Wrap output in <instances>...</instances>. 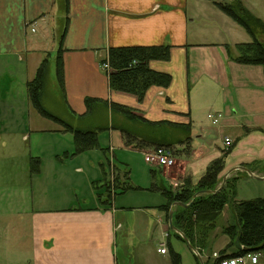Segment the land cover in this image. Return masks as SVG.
I'll return each mask as SVG.
<instances>
[{
    "label": "crops",
    "instance_id": "1",
    "mask_svg": "<svg viewBox=\"0 0 264 264\" xmlns=\"http://www.w3.org/2000/svg\"><path fill=\"white\" fill-rule=\"evenodd\" d=\"M212 3L223 13L221 3ZM60 23V35L66 26L62 40L64 94L60 97L66 115L48 110L74 127L100 128L98 146L102 147V137L107 140L102 156L92 158L89 149L74 154L73 135L39 115L28 96L27 83L46 56L47 37L55 36ZM210 24L191 14L189 0H67V11L63 0H0V249L4 251L0 264H152L154 254L148 241L156 233L162 236L156 253L162 244L174 250L171 235L184 241L170 229V211L166 214L160 209L165 201L126 207L112 201L114 193L106 204L105 195L71 200L60 190L68 177L63 170L67 165L73 166L88 188L100 169L104 175L107 155L108 163L112 161L111 175L115 173L122 184L130 178L126 157L114 164L117 151L137 152L152 164L145 156L155 146L139 137L127 141L122 129L133 131L136 124L120 114L112 115L111 103L124 105L157 124L145 130L148 134L133 131L151 142L171 144L178 130L187 132L182 139L189 138L188 142L175 150L186 169L172 177L170 172H161L157 187L161 194L165 183L175 189L185 177L196 182L222 151H228L229 157L224 158L221 178L229 169L244 166L264 181V134L259 131L264 126V68L237 62V45L242 41L218 39L217 31L229 30L211 29ZM155 45L170 47L167 60L148 63L150 69L170 75L166 87L150 86L141 100L110 88L101 64L109 48ZM51 67L50 61L49 76ZM86 98L104 101L107 107L98 104L87 113ZM210 110L221 114L213 139L202 121ZM223 128L235 129L236 141L223 135ZM226 137L231 140L228 150ZM21 143L26 152L20 156L15 148ZM244 143L246 149L238 148ZM32 158L38 159L34 168L30 167ZM230 177L236 179L234 204L264 198V191L251 199L238 198V182L257 178L240 169ZM98 185L95 187L100 188ZM78 186L71 185L76 193ZM232 205L223 208L215 227L204 236L193 234L189 251L206 258L202 264H214L213 253L226 256L238 250L223 232L236 221ZM169 208L173 211L174 204ZM220 239L222 245L216 248ZM160 254L165 257L167 250ZM258 264H264V252H259Z\"/></svg>",
    "mask_w": 264,
    "mask_h": 264
},
{
    "label": "trees",
    "instance_id": "2",
    "mask_svg": "<svg viewBox=\"0 0 264 264\" xmlns=\"http://www.w3.org/2000/svg\"><path fill=\"white\" fill-rule=\"evenodd\" d=\"M63 6L67 11V0H63ZM220 9L235 23L242 26L247 33L251 35V41L240 43L237 45L239 55L237 62L248 65H260L264 68V41L257 38L254 33L253 26H262L264 22L260 21L251 14L240 1H236L234 5L225 3L220 5ZM253 23V24H252ZM66 32L60 35L59 44L55 55V78L61 96L64 94V72H63V48L62 40ZM169 46H119L108 49L106 58L101 61L102 65L107 64L108 69L104 68L108 75L109 86L111 89L119 92H124L136 96L141 100L148 88L152 85L166 87L171 80L167 73L157 72L149 68L148 63L152 60H167L169 58ZM50 70L49 54L47 53L44 59L40 62L34 78L27 83V92L31 104L44 118L62 126L63 131L73 135L75 143V153L79 154L88 149H92L97 145V135L99 129H81L74 127L71 123L63 118L50 112L44 105V98L47 94L48 77ZM103 104L107 107L106 102H102L95 98H86L85 106L87 113H92L97 105ZM109 110L112 115L120 114L126 120L133 124L143 125L147 128H155L158 125L148 122L147 120L135 115L132 110L124 105L111 103ZM127 141L138 137L153 146L170 147L171 144L160 143L157 140L149 141L146 138H141L137 133L129 129H122ZM135 132V131H134ZM189 138L183 140L187 143ZM158 146V147H159ZM221 157L213 160L206 168L204 174L193 182L190 178L185 180V184L179 189L172 191L163 189V193L167 197V203L160 207L166 214L170 211V205L174 202L187 204L191 201L192 196L199 191L215 190L219 183V174L224 169V158L228 151H222ZM38 160L31 159V163L37 164ZM34 168V167H33ZM105 182L102 184L106 189L104 202L110 203V190L107 181V172H104ZM116 181L117 191L122 192V183L116 175L113 177ZM236 179L233 177L227 178L222 189L215 193H200L194 202L188 207L176 205L173 210L172 224L180 232H182L193 244V234L204 236L208 231L212 230L217 222V219L227 204H233L232 210L235 216V222L227 225L223 232L231 239V246L234 245L235 239L239 238V243L242 246L234 254L251 252H264V198H256L252 200H243L234 204L236 193ZM172 232V231H171ZM178 238H183L174 232ZM204 242V241H203ZM229 256V255H226ZM172 260L174 264H180L179 256L173 253Z\"/></svg>",
    "mask_w": 264,
    "mask_h": 264
},
{
    "label": "rangeland",
    "instance_id": "3",
    "mask_svg": "<svg viewBox=\"0 0 264 264\" xmlns=\"http://www.w3.org/2000/svg\"><path fill=\"white\" fill-rule=\"evenodd\" d=\"M212 1H216V0H189V11L191 12V14H195L197 15L203 22H209L210 21V27L211 29H228L229 31L220 34L217 31L218 35V39H230V40H234V39H239V42H250L251 41V35L249 33H247V31L240 26L239 24L235 23L230 17H228L225 13H222L221 11H219L216 6L212 3ZM218 3L222 4L225 3L227 5H234L236 3L237 0H233V1H228V0H217ZM242 5L251 13L253 14L256 18H258L260 21L264 22V0H240ZM253 24V23H252ZM62 26L63 24L60 23V25L57 27H55V36L53 37L52 35L48 36L47 38V42L45 44L46 47V51L49 54V60L52 62V71L50 76L48 77V86H47V94L44 98V105L47 109H49L52 112L55 113H63L64 114V108L63 105L61 103L60 97V91L58 90V87L56 85V81H55V67H54V59H55V55H56V47H57V39H60V33L62 31ZM254 27V33L257 36V38L261 41H264V28L262 26H253ZM232 29V30H231ZM241 42V43H242ZM46 53V54H47ZM59 94V95H58ZM261 97H259V102H261ZM211 114L210 115H215V111L214 110H210L209 111ZM208 112H206L207 115ZM202 116L203 118V124L204 126L207 128V131L209 133V135H212L211 139H213V137L215 135H217V131L220 128L219 124H213L211 119L207 116ZM134 126V125H133ZM134 130L137 131H141L143 133H147L145 132V130H148L147 127H144L143 125H138L136 124L135 127H133ZM259 131L263 132L264 134V126H263V130L259 129ZM185 131H181L178 130L177 134L178 135L176 137V140L174 142L171 143L170 148H172L173 152H174V164L171 167H163L162 166H158L155 167L153 166L155 163L152 164H148L144 161V156L142 154H139L137 152H116L115 154L117 155L115 157V162L114 164H117L118 161H121V159H123V157H126V160L128 163V168L130 170V178L129 179H125L124 183L121 185V189L123 190L122 192L117 191L116 193H114V195L112 194V190L114 191L115 189H117V185H116V181L114 182L113 177L116 176V174H112L111 175V166H109V164L112 163L109 162L108 163V159H110V156L107 155V157H105V161L103 162V169H105V172H107V181H108V185H109V196L111 197L113 195V202L116 203L117 206H126V207H137V206H142V205H153V204H157L160 201H165V203H167V197L164 193H160L159 189L157 187H159V178L161 176V172H163L164 174L166 172H170V175L172 177V174L174 176V173H181L185 171V162L183 163L182 160L180 158H176L178 152L176 153V149L178 148V144L183 143L182 139L185 135ZM223 135L228 136L229 138L232 139V141H236L235 137L237 135V132L235 129H228V128H223ZM148 134V133H147ZM215 134V135H214ZM106 138L102 137V140L100 139V143L102 147L106 146ZM104 143V144H103ZM223 143V142H222ZM236 144V143H235ZM222 146V144H219ZM159 145L155 146L158 147ZM162 146V145H161ZM233 146V144H232ZM100 146L97 145L92 148L89 149L91 152H89V154L91 155L92 158H95L96 156H98L97 154H101V152H104V150L106 148H102ZM160 147V146H159ZM244 147L246 149V144H242L239 145L238 148H242ZM18 149V154L21 156V154L25 155L26 152V147L23 146V143L20 144V148H15ZM20 149H23V151H20ZM228 150V147L226 148ZM99 152V153H96ZM223 153V152H221ZM102 156V154H101ZM181 157V156H179ZM229 157L228 154H226L225 158ZM34 160H38L36 158H32ZM113 160V161H114ZM99 163V162H98ZM156 165V164H155ZM192 166V165H191ZM30 167H35V163H30ZM169 168V169H168ZM193 167H192V171H193ZM63 170L66 171V176L68 174L67 179L65 180L64 184H61L60 186V190L63 192V194L65 195L66 198L71 199V200H75L76 197H88V198H92L93 200L96 199L97 195L99 196L100 194L102 196L106 195V189L105 187H100L101 185L105 182V176L102 174V169H100L97 173L99 174L100 178L96 176H93V178L91 179L90 183L88 182L87 185H89L88 188L85 187V184H83L84 182H82L83 180H81L78 177V173L74 172L73 166L71 165H67ZM84 171V168L82 169ZM227 170V169H226ZM224 170V171H226ZM104 171V170H103ZM221 174V173H220ZM188 177L184 178V182L181 185H178V187H175V189H172L168 186L167 183L163 184L165 186L166 189L168 190H172L175 191L177 189H179L180 187H182L185 184V180ZM100 179V180H97ZM219 183L217 184V188L221 183V176L219 175ZM241 181L238 182V198H245V199H251V197H255L257 195H261L263 194L262 191H264V181H260V180H251V181H242V183H240ZM245 182V183H244ZM164 183V182H163ZM76 184V185H80L77 187L78 192H74L72 190L71 185ZM96 185H98L97 188L95 187ZM168 187V188H167ZM72 190V191H71ZM176 207V205H174ZM134 209V208H132ZM220 224H223L224 221L223 219H220L219 221ZM129 240H131L132 236L128 235ZM131 237V238H130ZM154 240L152 241H148V247L149 249L152 251V254H154V260H152V264H163L164 260H167V264H174L173 260H172V255L173 253L178 254L179 256V260H180V264H202V261L206 263V258L201 259V257L199 258V256L192 251H189V245L184 242V241H180L177 240L174 236L171 235L170 237V243L173 245L174 244V250H171L170 247H168V244L165 246L166 250H167V254L164 256H162L160 253H156V248L158 247L159 242L162 241V236L160 235V233H156L154 235ZM128 240V241H129ZM164 242H167V240L164 239ZM7 247L6 249H9L8 251L10 252V248H9V243H6ZM3 245V243H0V247ZM220 245H222V241L221 239L219 241L216 242L215 247L218 248ZM129 251L131 252V246L128 245ZM179 247V250L176 249V247ZM215 248V249H216ZM182 250V251H181ZM8 252V253H9ZM4 251H2L0 249V259L3 256ZM183 253L184 257L180 254ZM163 257V258H162ZM163 260V261H162ZM212 262L209 261V264H211Z\"/></svg>",
    "mask_w": 264,
    "mask_h": 264
},
{
    "label": "built area",
    "instance_id": "4",
    "mask_svg": "<svg viewBox=\"0 0 264 264\" xmlns=\"http://www.w3.org/2000/svg\"><path fill=\"white\" fill-rule=\"evenodd\" d=\"M34 31V29H32ZM108 69L107 64L103 65ZM213 124H217L221 118V114L209 115ZM225 146H230L231 140L224 138ZM145 160L149 163H155L162 167H171L174 164V152L172 148L166 146L155 147L150 153L146 154ZM160 253L166 252V247L162 244L159 249ZM214 264H258L259 252L247 251L236 255L221 256L219 253H213Z\"/></svg>",
    "mask_w": 264,
    "mask_h": 264
},
{
    "label": "water",
    "instance_id": "5",
    "mask_svg": "<svg viewBox=\"0 0 264 264\" xmlns=\"http://www.w3.org/2000/svg\"><path fill=\"white\" fill-rule=\"evenodd\" d=\"M236 169L243 170V171H245L247 174H249L250 176H252V177H254V178H257V179H263V178H260V177H258V176H255L254 174H252V172H251L248 168H246V167H244V166H235V167L229 169L227 172H225V174H224V175L222 176V178H221V183H220V185H219L218 188H216L215 190H213V191H211V190H203V191L196 192V193L192 196L191 201H190L189 203H187V204H184V203H181V202H174L173 204H174V205H179V206H182V207H188V206H190V205L194 202L195 198H196L200 193H215V192L219 191L220 189L223 188V186H224V184H225V181H226V179H227V176H228L231 172H233L234 170H236ZM172 215H173V211L170 210L169 215H168L170 229L173 230V231H175V232H177V233H179V235H180V236L183 238V240L189 245V247L193 249V247H192L191 244L189 243V240L186 238V236H185L182 232H180L177 228H175V226L172 224ZM234 244H235V246H236L237 249H241V248H242V246H241L240 243H239V238H238V237L235 239Z\"/></svg>",
    "mask_w": 264,
    "mask_h": 264
}]
</instances>
